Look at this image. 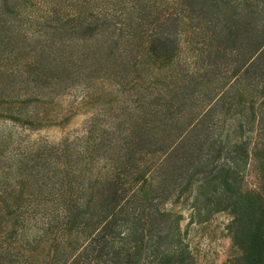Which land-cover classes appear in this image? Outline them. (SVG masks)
I'll use <instances>...</instances> for the list:
<instances>
[{
	"label": "trees",
	"instance_id": "16d2710c",
	"mask_svg": "<svg viewBox=\"0 0 264 264\" xmlns=\"http://www.w3.org/2000/svg\"><path fill=\"white\" fill-rule=\"evenodd\" d=\"M81 114L0 133V264H194L167 203L264 264V0H0V125Z\"/></svg>",
	"mask_w": 264,
	"mask_h": 264
},
{
	"label": "rangeland",
	"instance_id": "374dc122",
	"mask_svg": "<svg viewBox=\"0 0 264 264\" xmlns=\"http://www.w3.org/2000/svg\"><path fill=\"white\" fill-rule=\"evenodd\" d=\"M80 95V91H72L64 97L63 102L67 104L78 100ZM88 116V114L77 115L63 128L48 127L28 133L9 125H0V133L21 138L24 143L38 139L57 142L64 136L74 139L83 134V125ZM165 209L180 215V228L185 237L184 242L194 257V264H234L239 253L226 229L230 222V217L226 213L207 215L202 212L201 215L194 216L189 207L171 203H167Z\"/></svg>",
	"mask_w": 264,
	"mask_h": 264
}]
</instances>
